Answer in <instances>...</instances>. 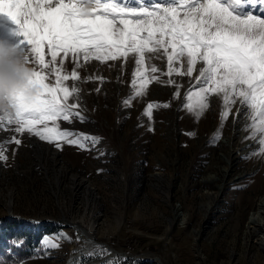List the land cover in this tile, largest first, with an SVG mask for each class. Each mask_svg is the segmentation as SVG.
<instances>
[{
	"label": "rangeland",
	"instance_id": "1",
	"mask_svg": "<svg viewBox=\"0 0 264 264\" xmlns=\"http://www.w3.org/2000/svg\"><path fill=\"white\" fill-rule=\"evenodd\" d=\"M218 2L241 18H264V6L249 0L235 7L230 0ZM0 43L30 57L19 25L4 21L2 14ZM79 63L75 86L80 91L69 102L78 103L85 122L74 117L71 123H58L62 130L100 137L98 144H90L87 151L67 144L59 150L27 133L19 136L9 126L0 129V143L13 135L21 140L19 147L4 145L8 159L0 162V222L15 221L18 228L23 225L17 220L38 222L29 230V257L16 264H106L113 258L121 264H264V243H258L247 221L255 213L264 216V206L258 204L264 197V155H249L260 145L259 137L248 139L249 131L243 130L248 109L239 102L232 105L222 127L219 96L209 97V107L198 120L184 109L185 93L202 63L191 78L173 74L174 84L168 85L169 77L161 75L167 72V58H152L159 71L151 75L159 82L150 83L130 106L122 101L132 92L134 55L103 64L81 58ZM74 67L67 59L64 70L70 74ZM54 81V76L48 80ZM66 84L73 86L71 80ZM176 85L179 96L173 98ZM148 103L169 106L154 108L149 120L142 115ZM32 137L42 144L31 142ZM77 226L91 233L90 245ZM61 232L71 242L61 239L58 248H42L45 237ZM96 245L110 255L89 256Z\"/></svg>",
	"mask_w": 264,
	"mask_h": 264
},
{
	"label": "snow or ice",
	"instance_id": "2",
	"mask_svg": "<svg viewBox=\"0 0 264 264\" xmlns=\"http://www.w3.org/2000/svg\"><path fill=\"white\" fill-rule=\"evenodd\" d=\"M239 3L230 0L231 7ZM249 3L264 6V0ZM0 14L19 25V34L30 45V57H26L32 65L30 82L39 89L30 105L16 99L14 115L0 116V129L8 130L9 126L19 136L27 133L59 150L67 144L87 151L101 138L62 130L58 123H71L74 117L85 122L77 111L78 103L69 102L78 98L80 91L75 82L81 58L103 64L134 55L132 92L122 101L130 106L133 98L146 94L150 83L159 82L158 76L151 75L159 71L151 65V59L166 57L167 72L161 75L169 77L168 85L174 84L173 74L191 78L196 64L203 65L185 93L183 108L198 120L209 107V97L219 96L223 100L222 127L231 106L239 102L248 109L249 123L243 129L250 133L247 138L259 137V150L249 155H264V18L252 14L241 18L218 0H0ZM69 58L75 64L70 74L64 70ZM52 76L55 81L49 83ZM68 80L73 82L71 88ZM176 87L173 98L179 96L180 86ZM168 106L148 103L142 115L151 120L154 108ZM17 135L0 143V162L8 159L5 144L20 146ZM215 139H219V131ZM61 239L71 242L65 233H56L41 241L42 248H58ZM88 255L103 257L110 253L96 245V251ZM106 264L121 262L113 258Z\"/></svg>",
	"mask_w": 264,
	"mask_h": 264
},
{
	"label": "clouds",
	"instance_id": "3",
	"mask_svg": "<svg viewBox=\"0 0 264 264\" xmlns=\"http://www.w3.org/2000/svg\"><path fill=\"white\" fill-rule=\"evenodd\" d=\"M31 71L17 48L0 43V116L14 115L17 98L25 105L35 102L39 89L30 82Z\"/></svg>",
	"mask_w": 264,
	"mask_h": 264
},
{
	"label": "trees",
	"instance_id": "4",
	"mask_svg": "<svg viewBox=\"0 0 264 264\" xmlns=\"http://www.w3.org/2000/svg\"><path fill=\"white\" fill-rule=\"evenodd\" d=\"M30 239V235L18 228L16 222H0V264H16L28 258ZM16 241L21 242L19 247L14 246Z\"/></svg>",
	"mask_w": 264,
	"mask_h": 264
},
{
	"label": "bare ground",
	"instance_id": "5",
	"mask_svg": "<svg viewBox=\"0 0 264 264\" xmlns=\"http://www.w3.org/2000/svg\"><path fill=\"white\" fill-rule=\"evenodd\" d=\"M2 18L4 21H10L11 19H9V17L7 15H4L2 14ZM11 23V22H10ZM235 134V133H234ZM230 142V141H229ZM56 152V151H55ZM54 154V153H53ZM231 155V153H230ZM231 157V156H230ZM220 187V186H219ZM11 195H12V192L9 191L7 193V200H8V203L6 202V207H7V211L8 213H12L11 211V203H12V199H11ZM212 197L209 196V198ZM217 198V197H216ZM260 206H264V197H262V199L259 201L258 203ZM207 209V208H206ZM260 209V208H259ZM206 212V211H205ZM206 215V213H205ZM250 224H248V228H251V232L254 234V235H257V238H258V243L260 245H262V243H264V216H261L259 217V214H253L251 216L248 217V220H247ZM77 228L79 229V231L81 232V234L83 236H85V241L87 242V245H90L92 243V240H93V237L91 235V233L89 232H86L85 230H83L82 228H80L79 226H77ZM92 228V227H91ZM249 234V233H248Z\"/></svg>",
	"mask_w": 264,
	"mask_h": 264
},
{
	"label": "water",
	"instance_id": "6",
	"mask_svg": "<svg viewBox=\"0 0 264 264\" xmlns=\"http://www.w3.org/2000/svg\"><path fill=\"white\" fill-rule=\"evenodd\" d=\"M35 142L36 143H38L39 145H40V141L39 140H35ZM20 222H21V220H19ZM56 226H59V227H67V226H70V225H68L67 223H65V224H55ZM105 245V244H104ZM106 246V245H105ZM107 247V246H106ZM108 248V247H107ZM150 260V259H149ZM150 261H152V260H150Z\"/></svg>",
	"mask_w": 264,
	"mask_h": 264
}]
</instances>
